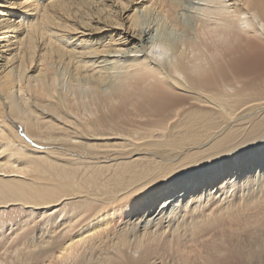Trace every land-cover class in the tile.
<instances>
[{"label":"bare ground","instance_id":"obj_1","mask_svg":"<svg viewBox=\"0 0 264 264\" xmlns=\"http://www.w3.org/2000/svg\"><path fill=\"white\" fill-rule=\"evenodd\" d=\"M216 2L0 0V264H264V206H245L244 223L208 200L189 215V188L175 191L213 182L234 145L264 130V41L248 27L264 23L261 0L234 21L224 70L193 83L226 48ZM166 21L184 34L171 39ZM152 43L186 88L117 55ZM258 149L242 161L259 163ZM218 159L211 181L194 176ZM157 184L130 204L129 191ZM163 197L172 207L152 211Z\"/></svg>","mask_w":264,"mask_h":264},{"label":"snow or ice","instance_id":"obj_2","mask_svg":"<svg viewBox=\"0 0 264 264\" xmlns=\"http://www.w3.org/2000/svg\"><path fill=\"white\" fill-rule=\"evenodd\" d=\"M253 2L254 0H235V2H233V0H217L215 7L220 11L225 24L224 34L217 35V40L224 43L226 48L219 61L214 64L209 63L203 72L193 74V83H200L204 80L214 78L218 73L224 70L222 61L226 59L233 50L235 41L232 37L239 32V27L234 21L240 17L242 12H244L246 16L249 15L245 10L251 9L253 7ZM261 2L264 3V0H261ZM124 7L130 13L133 8L139 7V5L125 4ZM185 7H187V5H185ZM248 27L253 34H257L256 28L258 27L260 30L258 34L259 39L264 41V23H260L253 15ZM147 35H151V33L149 32ZM147 35L144 36L145 42H147ZM131 42L134 41H130V43ZM117 55L138 58L137 62L143 60L145 69H154L156 72L160 73L161 77L166 82L176 77L179 81H184V83L180 85L181 88L187 87V75H181L177 64L171 66L166 65V54L163 49L158 47L155 43L149 45L143 53L137 51L125 53L121 51L117 53ZM166 73L167 75H165ZM169 86H171V84H169ZM260 147H264V130L261 131V134L256 138L254 143L234 145L233 155L235 157H240L243 154L252 153L254 149ZM228 158L231 159L232 157L230 156ZM184 175V172L175 173L168 178L167 182L171 183L172 181H176ZM145 183H147V181ZM159 186V184L155 185V187L149 186L136 191L134 194L129 191L128 196L130 198V204H136L137 202L144 201L146 198L153 197L155 188ZM201 193H203L202 196ZM189 196L201 197V199L199 201H189ZM220 197H224V199L221 201ZM257 197H259V199H257ZM167 199L168 197H163L162 199L155 200V203L152 204V211L160 209L163 212H167L168 209L172 207L170 203H164ZM183 199L189 203V207L186 210L189 215L200 214L201 208L204 207V201L208 200L209 203L207 207H211L215 204L217 205V209H219L223 205H228V213L230 215H235L236 222L244 223L246 217L242 209H244L245 206L247 208L264 206V165L250 167L240 175L234 176L232 173L221 175L213 182H206L205 187H197L194 190L189 189ZM237 200L240 201L239 204L236 203ZM249 201H251V203H248ZM130 204H122L120 207L130 206ZM193 205L196 206V213H193ZM175 211L177 213L185 211L184 204L181 203L180 207ZM149 215H151V212ZM177 218H179V216H177ZM250 226L254 227L255 225Z\"/></svg>","mask_w":264,"mask_h":264},{"label":"rangeland","instance_id":"obj_3","mask_svg":"<svg viewBox=\"0 0 264 264\" xmlns=\"http://www.w3.org/2000/svg\"><path fill=\"white\" fill-rule=\"evenodd\" d=\"M144 19V21H147V22H149L148 20H150L151 21V17L150 16H146L145 18H142V20ZM163 31L167 34V35H169L170 37H171V39H173V40H176L177 39V37H180V36H182L183 34H184V32H183V30L182 29H178V28H175L174 29V27H172V26H169V23L166 21L165 23H164V27H163ZM261 148V147H260ZM259 149L258 148H256V149H254V151L252 152V153H248V154H253L252 155V157H249L250 159H252V158H254V159H258L259 158ZM244 155V154H243ZM243 155H241L240 157H235V156H231L232 158L231 159H229L228 157L229 156H225V160L222 162L223 164V170L220 172V175L219 176H221V175H225V174H228V173H234V176L235 175H240V174H243V172H245L246 170H248L250 167H253V166H260V165H262V164H264V158H260L259 159V163L257 162L256 163V161L254 160L253 161V163H252V161H246V162H244V161H242V159H244V157H245V155H244V157H243ZM255 155V156H254ZM257 157V158H256ZM235 159V160H234ZM221 164V161H220V159H218V160H213V161H211V162H209V163H207L206 165H204L203 167H201L199 170H198V172H197V174L196 175H194V176H199L200 175V178L201 177H204V178H207L209 181H211L212 180V177H213V175H211L212 173H213V171L215 172V170H216V168L219 166ZM200 173V174H199ZM194 174V173H193ZM219 176H217V178L216 179H218L219 178ZM192 177H193V175H192ZM186 179H188L187 177H186ZM204 181H205V179H204ZM200 184H201V182L200 181H197L196 183H195V185H196V187H199L200 186ZM189 185V186H188ZM184 187H188L189 189H193L194 187H190V183L188 182V181H184V182H181L180 183V186H178V188L175 190V191H179V189H183ZM181 192V191H180ZM147 212V211H146ZM5 214V213H4ZM8 214V213H7ZM1 217H3V216H0V218ZM4 218H6V221H9V222H14V221H16L17 219H19L20 217H4ZM134 218H136V217H134ZM153 218H155V217H143V219H145L146 221L147 220H150L149 221V223H151L153 220ZM1 223H3V222H1L0 221V224ZM148 223V222H147ZM146 223V224H147ZM148 223V224H149ZM13 229H14V227H13ZM13 231V230H12ZM6 232H9V231H6ZM24 231H21L20 229H18V230H16L15 231V235H13L14 236V239L17 237V236H19L20 234H22ZM8 236V235H7ZM12 244V241H10V242H8L7 243V245L8 246H10Z\"/></svg>","mask_w":264,"mask_h":264}]
</instances>
